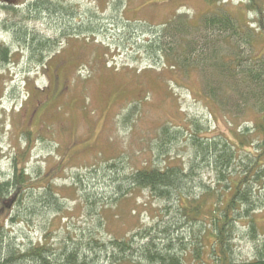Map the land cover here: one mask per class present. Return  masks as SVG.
Instances as JSON below:
<instances>
[{"label": "rangeland", "instance_id": "1", "mask_svg": "<svg viewBox=\"0 0 264 264\" xmlns=\"http://www.w3.org/2000/svg\"><path fill=\"white\" fill-rule=\"evenodd\" d=\"M25 1L29 2L0 0V5L23 8ZM248 1L223 0L221 6L253 29V45L244 43L243 50L246 54L254 50L259 56L264 54V17L256 18ZM61 2L74 12H64L65 16L46 13L40 20L25 21L17 16L22 12L0 9V46L6 44L12 52L8 62H0V179L17 176L23 182L20 185L31 187L15 206L10 196L2 198L0 220L17 248L43 244L58 253L63 247L81 244L82 253L87 251L94 259L99 256V264H148L139 257L132 260L130 254L121 258L117 250L110 252H116L114 258L98 251L100 247L96 251L88 247L91 239H97L112 249L116 245L110 239L131 238L137 231L154 227L153 235L162 238L163 230L175 220L177 203L132 187L127 174L145 166L164 168L180 163L189 168L195 156L194 134L224 135L236 143L241 132L246 127L253 130L264 113L224 111L203 95L197 71L172 68L164 60L155 65L138 53L135 37L127 47L121 44L127 22L158 26L184 14L198 24L204 13L215 9L206 0ZM6 21L17 22L20 29L28 25L61 44L47 51L45 64L28 60L30 50L16 42L14 29ZM135 27L138 36L143 28ZM64 30L72 35H62ZM35 108L39 109L35 117H29ZM166 128L178 136L165 141ZM246 148L254 149L248 144ZM241 154L247 155L245 151ZM201 160L191 199L203 193L204 185L217 186L215 169ZM47 184L56 196L50 203L43 199L48 196ZM254 215L261 241L264 207ZM183 222L188 230L182 234V245L191 248L205 223L185 215ZM250 231L247 220L238 225L235 251L239 260L257 256V242ZM135 242L144 243L141 238ZM185 259L189 264L191 255Z\"/></svg>", "mask_w": 264, "mask_h": 264}, {"label": "trees", "instance_id": "2", "mask_svg": "<svg viewBox=\"0 0 264 264\" xmlns=\"http://www.w3.org/2000/svg\"><path fill=\"white\" fill-rule=\"evenodd\" d=\"M28 1H25L27 5L23 8L5 4L0 5V9L22 12L17 16L25 21L40 20L46 13L65 16L64 12H74L73 7L61 0ZM206 1L215 9L204 13L198 24H193L184 14L176 15L158 26L127 22V28L123 30L125 38L120 35L121 44L126 43L127 47L135 37L138 53L145 54L155 65L164 60L165 63L171 62L172 68L179 67L185 72L197 71L203 95L224 111L242 114L253 109L264 113V54L255 56L254 50L248 54L243 50L244 43L253 45V29L223 8V0ZM262 5V0H249L247 3L249 11H253L256 18L264 17ZM5 23L7 27L12 25L16 42L30 50L28 60H38L45 64L49 61L50 53L46 55L47 51L52 52L61 44L32 31L28 25L20 29L17 22ZM137 25L143 28L140 35L147 39L141 40L139 34L134 35L138 31L135 29ZM131 27L134 28L131 30ZM82 29L81 25V32ZM62 35L72 34L64 30ZM11 53L10 46L1 45L0 62H8ZM253 127V130L246 127L236 143L224 135L206 138L194 134L195 156L189 168L180 163L164 168L145 166L127 174L126 179L132 187L148 189L157 198L177 203L175 220L163 230L162 238L158 234L153 235L154 227L137 231L131 238L110 239L116 245L112 249H107V244L97 239H91L95 246L91 242L88 247L92 251L100 247L98 251L114 258L116 252H110L117 250L121 258L130 254L132 260L139 257L148 264H188L185 258L189 255V264H264V237L261 241L257 238L259 226L254 215V211L264 207V118L254 123ZM166 129L163 131L165 141L172 140L171 137L178 134H171ZM247 144L254 149L246 148ZM241 151L247 155L241 157ZM200 158L201 164L212 165L215 169L217 186L204 185L203 193L191 199ZM245 158L248 160L244 161ZM110 166L117 165L111 163ZM22 183L17 176L7 181L0 179V202L3 197L8 199L10 196V203L15 206L24 191L31 188L23 187L20 185ZM45 190L48 196L43 197L46 200L44 202L50 203L51 198L55 199L56 196L52 194L50 184H47ZM184 215L205 223L201 237H196L198 241L191 248L182 245V234L188 230L183 222ZM243 220L248 221L251 226L250 235L257 242V256L253 259L239 260L235 251L238 225ZM100 224L104 226L103 218ZM138 237L144 243L135 242ZM158 239L162 241L161 244L157 242ZM14 245L6 236L5 223L0 220V264H99L100 261L96 262L99 256L94 259L87 251L82 253L81 244L71 248L63 247L58 253L43 244L25 249Z\"/></svg>", "mask_w": 264, "mask_h": 264}, {"label": "flooded vegetation", "instance_id": "3", "mask_svg": "<svg viewBox=\"0 0 264 264\" xmlns=\"http://www.w3.org/2000/svg\"><path fill=\"white\" fill-rule=\"evenodd\" d=\"M39 105H40V103L37 106H39ZM38 110L39 109H37V108L33 109V111L30 113L29 117H35V114L37 113Z\"/></svg>", "mask_w": 264, "mask_h": 264}]
</instances>
